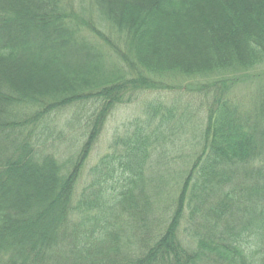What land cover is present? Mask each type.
Instances as JSON below:
<instances>
[{
  "label": "trees",
  "instance_id": "16d2710c",
  "mask_svg": "<svg viewBox=\"0 0 264 264\" xmlns=\"http://www.w3.org/2000/svg\"><path fill=\"white\" fill-rule=\"evenodd\" d=\"M0 264H264V0H0Z\"/></svg>",
  "mask_w": 264,
  "mask_h": 264
},
{
  "label": "rangeland",
  "instance_id": "374dc122",
  "mask_svg": "<svg viewBox=\"0 0 264 264\" xmlns=\"http://www.w3.org/2000/svg\"><path fill=\"white\" fill-rule=\"evenodd\" d=\"M175 88L174 91H170V92H162L159 94L160 96L157 95L156 92L151 93V94H147L144 96V98H148V99H152V95L153 97H155L156 99L162 101V103L167 106V107H171L174 105L179 104L180 102L184 103L186 101H188L190 95H188L186 90H184L185 85L181 84L178 88L177 86L174 85L173 89ZM240 91H238L237 93L240 95L239 93ZM184 93V94H183ZM155 94V95H154ZM182 94V96H181ZM143 112L140 108V106L138 104H130V105H122V106H117L116 108H114V110L112 111L110 118L108 119V122L106 124V128L104 133L102 134V136L100 137L101 140L99 142V144L96 146V148L93 150L91 157H89V159L87 160V165L84 169V171L82 172L81 176H80V181H79V185L77 190H81L87 183L88 181V172H89V168L95 164L97 157L99 155H101L103 152L106 151L107 146H108V140L110 139V134H112V132L114 131H118L117 133H119V135H122L123 132L125 131L124 129V123H127L128 121L132 120L133 118L136 117H140L143 118ZM60 125L63 128L64 131V135L63 137V146L59 147L58 150V155L61 156L63 155V157L65 158L66 155H68V152H72V147L75 148V144L74 141L72 142V139L77 135L76 128H72V131L70 130V127H64V122L62 121L60 123ZM72 142V143H71ZM183 144V142H182ZM168 149H169V153H168V158L170 159V163L168 164V166L170 165L172 169H174L175 171H177L179 169V167L182 166V163L180 161V159L178 158V156L180 155L179 152H173V147L178 146L179 142L178 140L174 139L171 142H168ZM175 151V149H174ZM173 161V162H172ZM169 168V169H170Z\"/></svg>",
  "mask_w": 264,
  "mask_h": 264
}]
</instances>
